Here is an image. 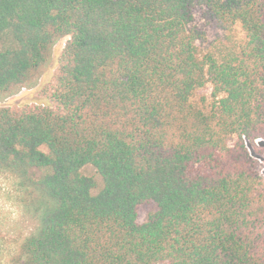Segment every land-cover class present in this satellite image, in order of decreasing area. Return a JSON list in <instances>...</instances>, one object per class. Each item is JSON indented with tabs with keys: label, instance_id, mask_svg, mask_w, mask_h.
Listing matches in <instances>:
<instances>
[{
	"label": "trees",
	"instance_id": "trees-1",
	"mask_svg": "<svg viewBox=\"0 0 264 264\" xmlns=\"http://www.w3.org/2000/svg\"><path fill=\"white\" fill-rule=\"evenodd\" d=\"M63 38L0 108L10 264H264V0H0V100Z\"/></svg>",
	"mask_w": 264,
	"mask_h": 264
},
{
	"label": "rangeland",
	"instance_id": "rangeland-1",
	"mask_svg": "<svg viewBox=\"0 0 264 264\" xmlns=\"http://www.w3.org/2000/svg\"><path fill=\"white\" fill-rule=\"evenodd\" d=\"M195 24L201 29L208 30L211 35V31H209V28L200 14H196L195 16ZM236 37L239 39L243 37L239 29L236 31ZM68 39L69 38H63L55 44L52 49L50 62L42 72L36 85L29 89H22L19 93L0 100V108L17 105L43 106V104L46 103L43 91L52 81L59 56ZM210 95L211 89L208 87L201 90L198 97H209ZM256 144H259L264 150V142L258 140ZM41 150L47 153L46 148H42ZM249 151L252 153V150L249 149ZM258 160L263 166L262 174L264 177V160L260 158ZM83 172L89 176H96L91 167H86ZM148 211L149 208L147 206H143L139 209L137 218L138 223H143L145 221ZM34 231L35 222L18 206L12 194L10 180L0 176V264H10L9 259L11 254L14 253L17 244Z\"/></svg>",
	"mask_w": 264,
	"mask_h": 264
}]
</instances>
